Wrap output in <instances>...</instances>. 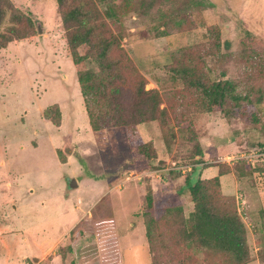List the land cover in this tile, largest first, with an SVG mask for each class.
Segmentation results:
<instances>
[{
	"label": "rangeland",
	"instance_id": "374dc122",
	"mask_svg": "<svg viewBox=\"0 0 264 264\" xmlns=\"http://www.w3.org/2000/svg\"><path fill=\"white\" fill-rule=\"evenodd\" d=\"M8 1L37 20V33L0 49V264H63L65 237L76 227L83 236L72 246L73 254L65 255L66 264L72 258L75 264H102L98 222L117 230L122 264H151L139 214L146 184L150 179L154 191L174 192L191 174L187 167L175 169L192 152L193 141L179 136L167 147L154 123L139 125L142 142L152 146L154 170L147 171L150 160L140 156L139 142H130L124 129L93 134L55 1ZM201 1L202 8L183 21L189 30L182 33L156 38V10L125 19L119 45L144 78L145 90H181L169 70L171 57L190 47L205 49L210 35L221 54L236 53L244 44L262 55L264 64V0ZM207 65L212 67L208 60ZM242 66L225 59L210 77L238 83L240 97L255 85L264 88V68L247 82L252 72ZM250 111L257 114L255 123L191 111L185 124L207 165L229 170L222 191L232 194L246 226L249 264H264V107ZM235 164L249 175L238 178Z\"/></svg>",
	"mask_w": 264,
	"mask_h": 264
},
{
	"label": "trees",
	"instance_id": "16d2710c",
	"mask_svg": "<svg viewBox=\"0 0 264 264\" xmlns=\"http://www.w3.org/2000/svg\"><path fill=\"white\" fill-rule=\"evenodd\" d=\"M54 1L92 133L124 129L130 142H139L140 156L150 160L147 171L154 170L153 158L149 156L152 146L142 142L137 131L139 125L154 123L167 138L164 139L167 147L179 136L193 141L192 152L180 158L176 165L177 171L182 167H189L191 171L179 188L174 192L167 189L156 192L150 186V179L146 184L139 214L151 264H249L252 257L246 226L235 207L234 197L221 191L219 177L230 172L218 167V176L214 178H194L196 167L209 165L204 164L205 154L185 121L191 111H200L222 113L228 118L245 117L255 123L257 114L250 108L264 107V88L255 85L240 97L236 92L238 83L221 78L212 80L210 74L216 64L231 58L243 64V71L252 72L248 74L252 81L247 82H253L263 72V56L251 53L244 44L236 53L221 54L218 40L210 35L205 49L190 47L171 57L169 70L183 88L160 94L145 90L144 78L120 48L124 21L131 14L142 18L156 10L160 21L156 38L170 31L186 32L189 25L183 21L190 12L202 8L201 0ZM35 21L30 14L25 16L13 9L8 0H0V26L4 25L0 49L37 33ZM207 60L212 67L205 66ZM130 164L137 166L135 160ZM232 169L238 178L249 175L243 172V166L239 169L235 164ZM182 193H187L193 206L187 216L180 201ZM96 228L102 243V264H122L115 227L107 223L101 226L98 222ZM82 236L83 231L78 227L68 232L67 244L61 250L63 264H66L65 255L73 254L72 246ZM69 264H75L73 258Z\"/></svg>",
	"mask_w": 264,
	"mask_h": 264
},
{
	"label": "crops",
	"instance_id": "0c3cea01",
	"mask_svg": "<svg viewBox=\"0 0 264 264\" xmlns=\"http://www.w3.org/2000/svg\"><path fill=\"white\" fill-rule=\"evenodd\" d=\"M203 161H204V164H208L205 157H203ZM216 176H218V167L217 166L213 167L210 165L207 166V168H203V167H201V165H199L198 167H196V172L194 174V178L201 179V180H209V179L214 178ZM225 176H228V175H223V176L219 177V181H220V185H221V191L223 190L222 186L224 184V182L222 181V178ZM180 179H183V177H180ZM176 186L177 187L175 188V190L180 187V184L176 185ZM222 194L226 195V196L232 195V194H224L223 191H222ZM180 200L182 201L181 203L184 205L183 206L184 214L187 216L192 211V208H193L192 203L190 202V200L187 196V193H182ZM184 203H186V204H184Z\"/></svg>",
	"mask_w": 264,
	"mask_h": 264
},
{
	"label": "clouds",
	"instance_id": "9594fccd",
	"mask_svg": "<svg viewBox=\"0 0 264 264\" xmlns=\"http://www.w3.org/2000/svg\"><path fill=\"white\" fill-rule=\"evenodd\" d=\"M187 168H189V167H187ZM190 169V168H189Z\"/></svg>",
	"mask_w": 264,
	"mask_h": 264
}]
</instances>
